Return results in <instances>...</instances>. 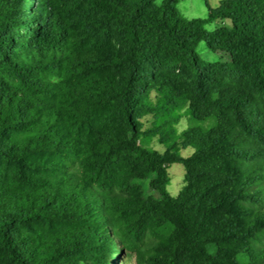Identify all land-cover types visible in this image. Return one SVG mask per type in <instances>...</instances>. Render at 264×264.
Listing matches in <instances>:
<instances>
[{
  "label": "trees",
  "instance_id": "16d2710c",
  "mask_svg": "<svg viewBox=\"0 0 264 264\" xmlns=\"http://www.w3.org/2000/svg\"><path fill=\"white\" fill-rule=\"evenodd\" d=\"M178 2L0 0V264H264V0Z\"/></svg>",
  "mask_w": 264,
  "mask_h": 264
},
{
  "label": "rangeland",
  "instance_id": "374dc122",
  "mask_svg": "<svg viewBox=\"0 0 264 264\" xmlns=\"http://www.w3.org/2000/svg\"><path fill=\"white\" fill-rule=\"evenodd\" d=\"M162 0H159L161 2ZM224 0H179V2L176 4L177 9L180 11V13L189 18H199V19H206L209 17L210 12L212 9L217 8L220 3ZM229 26L230 20L228 19H217L214 22L208 23L207 28L210 30H213L218 27L222 26ZM198 52L199 55L208 61H217L219 59V56L217 53L211 51L205 42H201L198 46ZM186 119L183 120V122L178 126L179 130H182L186 127ZM153 146L163 150V147L158 144L157 141L153 142ZM191 148L186 149L184 151L185 155H189L192 153ZM169 173L171 176V182L168 185V192L173 197H177L179 195L180 189L182 188L184 182L183 178L185 175V168L182 164L174 163L169 168ZM145 189L148 194L154 195L156 197H159V193L153 190L149 187L148 183H144ZM125 254L121 255L119 259L117 260L118 264H136L135 260V254L131 255L128 252H124Z\"/></svg>",
  "mask_w": 264,
  "mask_h": 264
}]
</instances>
